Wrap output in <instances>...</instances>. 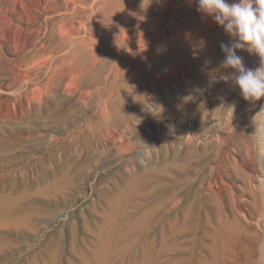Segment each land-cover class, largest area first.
I'll list each match as a JSON object with an SVG mask.
<instances>
[{"label":"rangeland","instance_id":"rangeland-1","mask_svg":"<svg viewBox=\"0 0 264 264\" xmlns=\"http://www.w3.org/2000/svg\"><path fill=\"white\" fill-rule=\"evenodd\" d=\"M42 1L0 0V264L243 261L239 242L214 261L174 225L196 181L217 179L227 207L236 200L237 153L223 149L217 174L216 150L203 151L229 133L252 136L264 194V97L245 102L231 80L210 83L232 71L220 48L231 37L195 0ZM72 51L75 76L62 65ZM225 103L238 117L219 111ZM243 199L252 222L260 197ZM241 224L239 238L254 241L258 226Z\"/></svg>","mask_w":264,"mask_h":264},{"label":"bare ground","instance_id":"bare-ground-1","mask_svg":"<svg viewBox=\"0 0 264 264\" xmlns=\"http://www.w3.org/2000/svg\"><path fill=\"white\" fill-rule=\"evenodd\" d=\"M48 1L49 0H43L41 2V6L43 7L46 5V3H50ZM43 3L45 5H42ZM44 8H42V9H44ZM79 59L80 58H79L78 54H76L75 52L68 55L64 60L62 59L63 60L62 65H65V67L66 66L68 67L71 76H75L76 75L75 72H77V70L80 67L79 66V61H80ZM76 83H77V81L73 80L71 85L76 86ZM24 84H26V83H24ZM23 86L24 85L21 84V87H23ZM239 94H240V92H239ZM237 95H235V97H234L235 99H237ZM53 96H55V94H53ZM187 101L189 103L194 102V100L193 99L191 100L190 98ZM231 104H229V105H231ZM235 104L236 103H234V105ZM178 105H180V104H178ZM236 105L238 107H242L243 104L241 102V104H239V105L236 104ZM236 105L234 107L230 106L233 108V115L231 116L233 118H235V116H237L236 111H238V109H237L238 107H236ZM230 107H228V105L226 104L225 106H223V108H221V109L219 108L220 110L219 109L218 110L224 115L227 113V111L229 110ZM103 111H102V113H103ZM6 116H8V115H6ZM232 120L229 121V124H228V127L231 129H232V125H233ZM201 125H202V128H205L204 123H202ZM247 125H249V124H247ZM248 127H246V128H248ZM243 129H244V127L242 128V130ZM245 130L246 129H244V131H242V133H240L236 137H234V135L232 134L233 132H232V133H229L226 137L221 138L219 140V145L217 148L216 147L214 148V145L212 143L207 144V145L205 144L203 146V151H205L206 154L210 150H212V151L216 150L214 153V157H215L214 162L217 163L216 167L214 166V168H215L214 170H216V173H217V170H219L221 166L224 167V165H225L224 164L225 160L223 161L222 153L225 154L226 151H223V149L227 150V149L232 148L233 151H235L237 153L239 159L238 160L233 159L232 162H230V165H232V166H230V168H232V172H231V174L227 175V176H230V178L232 179L233 182L236 180H240L242 182V186L236 185V190H237L236 191V194H237L236 200H234L232 198V203L230 204V208L227 207V205L224 203V200L222 198L221 193L215 191V186L217 185V179H215V178H214L215 180L207 181V183L205 181L203 182L201 180L196 181V183L189 188L190 190H189L188 197L184 198V200H182V202H183L182 212L180 209L179 212L178 213L176 212L177 214L174 215V217H175V222H174L175 224L174 225L176 226L175 233L181 234L182 231L189 230L192 234V237L190 238V243H192L193 246H194V244H196L198 247H203L205 249L212 250L213 251L212 257L214 258V261H217L216 260L217 257L220 258L221 255L225 254L224 248L227 247L230 243H232V242L238 243L239 242L238 244L240 245V248H241L240 251L243 254V261H241L240 263H237V264H264V259L262 258L263 252L261 251V248L258 246V244H260V243L259 242L257 243V241H255V235L257 232H255V230L253 228L250 229V233H253L254 241L251 240L252 238H248V239L239 238V229L242 227L241 222H243V223L245 222L247 225L249 224V226H252L251 224H255V226H258V230H260L257 234L261 237H264V196H263L264 194H263V186L257 187L256 184L254 183V180H255L254 174L257 173L258 165H259L258 164V156H257V149L258 148H257L252 136L248 133V130L247 131H245ZM262 133H263V131H262ZM174 153H176V151ZM177 154H179V153H176V156H177ZM261 158H263V157H261ZM174 160H176V159H174ZM203 160L204 161L210 160V157L209 156L204 157ZM188 166H190V165H188ZM219 172H220V170H219ZM217 174H219V173H217ZM218 177H219L220 182L223 183V179H221L220 176H218ZM239 191H240V193H239ZM248 193L249 194L257 193L260 197L259 201L261 204L260 208L255 211L254 214L256 215V217L254 218L255 220L252 222L247 219V217L244 213V210L242 209V206L246 202V200L243 199V195L248 194ZM255 201H256V199H255ZM171 202H173V201H171ZM177 204H180V202L176 201V205ZM180 219L182 220V222H180ZM194 220L196 222H193ZM198 234H199V236H198L199 239H197ZM233 254H234V252H233ZM198 262H199V260H198ZM208 264H217V263L211 262Z\"/></svg>","mask_w":264,"mask_h":264},{"label":"clouds","instance_id":"clouds-1","mask_svg":"<svg viewBox=\"0 0 264 264\" xmlns=\"http://www.w3.org/2000/svg\"><path fill=\"white\" fill-rule=\"evenodd\" d=\"M197 11L211 17L231 37L221 43L224 53L221 67L231 69L227 75L210 74V83L231 80L245 101L255 103L264 97V0H195ZM204 42L201 41L202 48ZM237 50L255 53L260 65L247 68Z\"/></svg>","mask_w":264,"mask_h":264}]
</instances>
